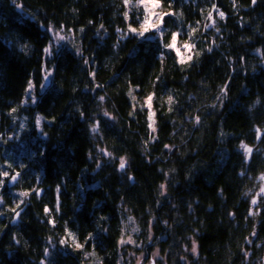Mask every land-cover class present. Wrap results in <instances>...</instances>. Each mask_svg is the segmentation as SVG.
I'll return each instance as SVG.
<instances>
[{
    "label": "trees",
    "instance_id": "obj_1",
    "mask_svg": "<svg viewBox=\"0 0 264 264\" xmlns=\"http://www.w3.org/2000/svg\"><path fill=\"white\" fill-rule=\"evenodd\" d=\"M137 4L0 0V264H264V0Z\"/></svg>",
    "mask_w": 264,
    "mask_h": 264
},
{
    "label": "snow or ice",
    "instance_id": "obj_2",
    "mask_svg": "<svg viewBox=\"0 0 264 264\" xmlns=\"http://www.w3.org/2000/svg\"><path fill=\"white\" fill-rule=\"evenodd\" d=\"M255 2H256V0H253V3H255ZM124 3H125V5H128L129 3H131V0H124ZM149 3L152 5L153 8L159 6V0H138V4H137V6H139L140 4H143V5L147 6ZM147 10H148V9H147V7H146V11H147ZM217 11H218V10H217ZM218 14H219V16H220L221 18H223L224 15H225L223 12H219V11H218ZM124 15H125V18H127L128 14L125 13ZM153 15H154V16H157V20H158L157 23H153V22H152V20H151V16H153ZM168 15H174V14H173V13H167V12H166V13H163V14H157V13L152 12L150 15H148V16L145 17L143 23L141 24V29H142L141 31H138L136 28L131 27V25H129L128 31H129V32L136 33V34L139 35V36H143L146 32H149L150 30H155L156 32H158V33L160 34V37L163 38L164 31H163V29H162V25H163V23H164V16H168ZM209 19H211V13H209ZM213 23H214V21H213ZM206 27H207V25H206ZM195 30H196V29H193V31H195ZM61 31H63V29H61ZM176 38H177V34H176V33H172V40H171V43H166V44L163 45V47H164V48H168V49H174V50L176 51L177 55L180 56L181 63H184L185 60H188V61L192 60V56H187V57H185V56L180 52V49L177 48V46H176ZM56 39H58V40H64V39H66V37L60 35L59 33H56ZM184 47H185V49H187V50H189V51L191 50V46H189V45H187V44H185ZM45 51H46V52H49L50 49H45ZM160 58L163 59V56H161ZM86 62H87V61H86ZM48 75H50V73H49ZM45 78L47 79V75H46ZM30 88H31V84L29 85V89H30ZM100 99L103 100L104 97H100ZM152 99H153V97H152V96H149V97L147 98L146 102H145L149 110H151ZM168 101H169V103L172 102V97H171V96L168 97ZM105 115H107V113H105ZM153 116H154V113H151V111H150L149 120L151 121V123L149 124V127L152 128V129H153V132H154V131H155V128H154V121L152 120V117H153ZM196 120H197V122H199V117H196ZM37 123L39 124V120L37 121ZM98 128H99V125H98V124L93 125V128H92L93 132L98 131ZM258 131H259V130H258ZM165 147H168V146L166 145ZM241 147H242V148L245 150V152L248 153V154H250L251 151H252L251 148H249L247 145H245V144H243V143L241 144ZM105 154L110 155V153H105ZM126 166H127V161H126V159H125L124 157H121V158H120V163H119V168H120L121 170H123V169L126 168ZM2 176H3V177H8V176H9V173H8L7 171H3V172H2ZM19 176H20V173H17L16 175L11 176V177H10V180H11L12 182H16V181H18ZM261 179H264V177H261ZM3 184H4V180H3V179H0V186H2ZM162 187H163V185H162ZM57 191L59 192V188L57 189ZM261 191L264 192V189H261ZM35 194H36L37 196H39V195H40V191H39V190H36V191H35ZM28 195H29L28 192H22V193H20V196H21V197H25V196H28ZM0 203H3L2 199H0ZM20 203L23 204L24 201L21 200ZM253 203H255V201H253ZM19 207H20V205L18 204V205H17V208H19ZM21 210H22V209H21ZM56 210L59 211V204H57V209H56ZM13 211L15 212V215H16L17 217L20 215V212H19V211H16L15 209H13ZM45 212H46V213H49L50 210L46 208V209H45ZM50 222H51V223H54V221H50ZM67 236H68L69 238H71V239L73 240V242L75 243V237H74V234H73L72 232L69 231V232L67 233ZM65 242H66V241H64V240L61 241V243H65ZM121 242L123 243L124 241H121ZM75 247H76V248H82L83 245L80 244V243H75ZM192 251H193V252L196 251V245H195V242H193V248H192ZM45 255H47V252L45 253ZM153 264H155V262H153Z\"/></svg>",
    "mask_w": 264,
    "mask_h": 264
},
{
    "label": "rangeland",
    "instance_id": "obj_3",
    "mask_svg": "<svg viewBox=\"0 0 264 264\" xmlns=\"http://www.w3.org/2000/svg\"><path fill=\"white\" fill-rule=\"evenodd\" d=\"M147 8H149L150 10L156 9V7L153 8L150 3L147 5ZM151 20L154 21L153 18H151ZM53 33H54V40L55 41H57L56 33H59L60 35H62L60 32H53ZM61 41H63V40H60V41L58 40V43H60ZM180 52L184 55V51H180ZM126 241L131 242L132 246L140 247V243H138L137 238L134 237L133 234L130 237H128L126 239ZM130 252H131V254L129 255V264H149L151 262V260L145 261L142 251H133L132 250ZM157 258H158L157 254H155V256H153V259H155L157 261Z\"/></svg>",
    "mask_w": 264,
    "mask_h": 264
},
{
    "label": "water",
    "instance_id": "obj_4",
    "mask_svg": "<svg viewBox=\"0 0 264 264\" xmlns=\"http://www.w3.org/2000/svg\"><path fill=\"white\" fill-rule=\"evenodd\" d=\"M153 262H155V261L154 260H151V262L149 264H153ZM155 264H157V263L155 262Z\"/></svg>",
    "mask_w": 264,
    "mask_h": 264
},
{
    "label": "bare ground",
    "instance_id": "obj_5",
    "mask_svg": "<svg viewBox=\"0 0 264 264\" xmlns=\"http://www.w3.org/2000/svg\"><path fill=\"white\" fill-rule=\"evenodd\" d=\"M158 264V263H157Z\"/></svg>",
    "mask_w": 264,
    "mask_h": 264
}]
</instances>
